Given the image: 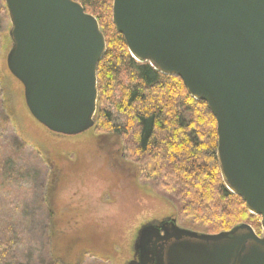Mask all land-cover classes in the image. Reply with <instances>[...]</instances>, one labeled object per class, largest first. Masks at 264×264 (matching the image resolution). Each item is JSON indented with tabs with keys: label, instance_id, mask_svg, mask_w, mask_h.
<instances>
[{
	"label": "water",
	"instance_id": "1",
	"mask_svg": "<svg viewBox=\"0 0 264 264\" xmlns=\"http://www.w3.org/2000/svg\"><path fill=\"white\" fill-rule=\"evenodd\" d=\"M5 3L7 64L32 115L58 134L93 128L107 47L98 18L77 0ZM113 22L133 58L207 103L223 180L262 218L261 234L246 222L217 233L145 223L128 264H264V0H114Z\"/></svg>",
	"mask_w": 264,
	"mask_h": 264
},
{
	"label": "rangeland",
	"instance_id": "2",
	"mask_svg": "<svg viewBox=\"0 0 264 264\" xmlns=\"http://www.w3.org/2000/svg\"><path fill=\"white\" fill-rule=\"evenodd\" d=\"M11 27L0 0V264H128L140 227L167 217L206 232L125 157L119 131L96 119L63 135L37 121L7 64ZM106 105L123 128V114ZM261 219L246 223L261 234Z\"/></svg>",
	"mask_w": 264,
	"mask_h": 264
},
{
	"label": "trees",
	"instance_id": "3",
	"mask_svg": "<svg viewBox=\"0 0 264 264\" xmlns=\"http://www.w3.org/2000/svg\"><path fill=\"white\" fill-rule=\"evenodd\" d=\"M77 1L98 18L107 42L97 70L98 126L121 133L125 157L171 194L178 214L195 226L217 233L257 218L223 180L217 120L207 103L195 99L180 77L132 57L113 22L114 0ZM107 102L123 114V128Z\"/></svg>",
	"mask_w": 264,
	"mask_h": 264
},
{
	"label": "flooded vegetation",
	"instance_id": "4",
	"mask_svg": "<svg viewBox=\"0 0 264 264\" xmlns=\"http://www.w3.org/2000/svg\"><path fill=\"white\" fill-rule=\"evenodd\" d=\"M80 135V134H79ZM135 260H136V257L134 256ZM134 260V259H133Z\"/></svg>",
	"mask_w": 264,
	"mask_h": 264
}]
</instances>
